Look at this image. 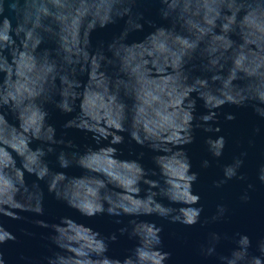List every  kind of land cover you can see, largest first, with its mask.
<instances>
[{"label": "water", "instance_id": "water-1", "mask_svg": "<svg viewBox=\"0 0 264 264\" xmlns=\"http://www.w3.org/2000/svg\"><path fill=\"white\" fill-rule=\"evenodd\" d=\"M157 7L143 0V20L113 16L115 23H102L104 0H71L67 7L61 0L46 18L23 22V29L14 22V38L7 52L0 51V162L22 173L13 200L32 207L42 202L44 215L0 206V226L17 237L0 245L8 264H34L42 256L74 264L75 248L92 251L94 240L113 233L111 264H128L133 252L135 264H156L162 250L170 256L161 264H254L257 257L264 264V123L253 111L264 92V38L242 16L231 23L226 10L211 31L197 29L192 19L201 11L216 19L214 6L165 21ZM184 40H199V50L177 63ZM240 93L246 106L235 109L230 97ZM192 100L197 118L186 121ZM213 109L235 111L237 119L221 117L220 131L216 125L206 130L199 117ZM256 127L261 132L253 135ZM220 136L227 141L222 149ZM38 148L46 154L28 163L46 171L40 181L24 167V154ZM61 152L67 166L57 162ZM242 152L247 156L237 167ZM205 160L208 167H202ZM194 172L195 182L189 179ZM197 194L193 204L190 196ZM101 205L104 211H96ZM190 207L202 208L191 226L179 222ZM37 219L48 227L36 226ZM154 234L161 245L151 240Z\"/></svg>", "mask_w": 264, "mask_h": 264}, {"label": "clouds", "instance_id": "clouds-1", "mask_svg": "<svg viewBox=\"0 0 264 264\" xmlns=\"http://www.w3.org/2000/svg\"><path fill=\"white\" fill-rule=\"evenodd\" d=\"M106 4L105 15L102 18V23H115L116 20L113 16L118 18L123 17H132L135 16L137 19L143 20V14L138 10V5L143 2V0H104ZM151 2L158 5L156 11L160 20L165 21L170 18L173 14L177 12H184L186 9L192 8H200L206 9L208 7H212L213 12L215 13L216 19L212 18V15L208 14L206 11H201L199 15L192 19V23L196 25L197 29H206L211 31L213 28L217 27V21L225 15V10L228 14V20L231 23H235L242 16V22L246 25L250 30L256 31L260 34L262 38H264V0H151ZM53 3H61V0H0V51L7 52L10 41L14 38V22L20 21L21 23L16 26L20 29H23V22L34 20L36 18L44 19L47 17V14L52 11L50 5ZM64 3L67 6H71V0H64ZM175 4V7H173ZM59 18V17H57ZM181 20L187 22L188 17L181 15L179 17ZM224 31L230 30L229 24H224ZM159 31L164 33L166 30L164 28H160ZM49 34L52 37L57 35L56 26L53 24L50 28ZM183 51L180 53V56L177 57V63H179L184 56H187L190 60L194 59L199 50V40H184L183 42ZM5 57V61H6ZM232 100V106L235 109H239L241 107L246 106V97H244L243 93L238 94L235 97H230ZM6 107H11V102L7 101L5 97ZM260 102H264V92L260 93L258 96V101L253 106V111L260 116L261 123H264V110H261ZM60 108H64L65 105H58ZM196 112V101L192 100L189 104V111L185 113L184 119L186 121H194L196 120L195 116ZM33 113H38L42 118L47 117V112H41L40 109L34 108ZM223 117L224 122H234L237 119V113L235 111H227L220 112L216 110H211L208 113L202 114L199 117V120L203 125H207L208 128L206 130H211L212 125H216L215 130L220 131L219 123L220 119ZM199 127L200 125H196ZM260 127H256L253 129V135L260 134ZM119 140L123 142V138L120 137ZM130 140L142 146V142L138 139L137 134L130 133ZM188 143L192 142L191 133H189ZM52 143H57L54 139ZM227 143L224 136H220L218 138V146L219 148H223ZM54 151L53 148L49 147L47 152ZM45 155L46 152L43 148H38L35 152L25 155V163L24 167L28 168L30 172L36 175L37 181L43 180L46 171L36 172L33 168L29 166V159L36 155ZM247 156L246 152L240 153V158L236 161V166L241 167L244 164V157ZM67 154L61 152L57 156V162L61 164V166H67ZM209 162L207 160L202 162V167H208ZM141 171L142 168H141ZM235 170L231 171L228 174V178H232L235 176ZM20 178L22 179V173L19 170H16L14 175L13 170L10 165H5L3 162H0V206H4L7 209L9 204H12L14 208L21 209L24 211H32L38 216L44 215V208L42 202H38L35 207L31 205L25 206L22 203H17L13 200L12 193L16 187V180ZM198 178L197 173H192L189 179L193 182ZM239 179H243V177H239ZM259 180L262 184H264V167L261 168V174L259 175ZM219 183H214V187H219ZM38 186V185H37ZM250 187V186H249ZM57 198L58 197V194ZM243 200L247 201L248 197L244 195L242 197ZM190 200L193 204H196L199 201V195L190 196ZM153 203L149 202V209H151L150 205ZM159 207V205H157ZM96 211L103 212V206L97 207ZM202 208L190 207L187 212L186 221H179L180 223H184L186 225H193L197 222V218L200 215ZM221 212L224 211L223 208L220 209ZM8 214L11 215V210L8 211ZM115 215H120L121 213L115 212ZM161 215H164L163 211H161ZM16 220H23L24 217L20 215L14 216ZM173 222H177L174 218ZM36 226L40 228H47V223L42 219H37L34 221ZM123 229H121V234H123ZM161 229L157 228L155 233H158ZM25 235L31 236V232H25ZM17 239L16 235L0 226V245H6L9 242H15ZM116 239V235L113 233L107 237H100L97 240H94V246L92 251H89L88 248L80 247L75 248L76 256L73 258L74 264H90V260H94L96 264H111V257L108 256V248L111 242H114ZM247 239V237H245ZM151 240L157 244L161 245L162 241L158 234H154ZM93 252L95 255H93ZM212 250L209 249L208 254H211ZM144 255L143 251L140 252V258ZM170 256V253L164 252L162 250V255L160 260L156 261V264H161V261L166 260ZM138 259L137 254L135 252L129 254L126 258L128 264H135ZM0 264H8L6 258L3 254H0ZM34 264H67V261L61 256L59 258L54 256H42L39 260L35 261ZM254 264H261V259L259 257L254 259Z\"/></svg>", "mask_w": 264, "mask_h": 264}]
</instances>
